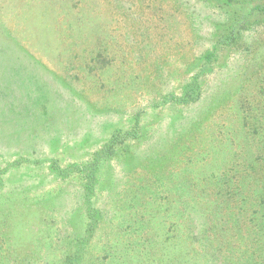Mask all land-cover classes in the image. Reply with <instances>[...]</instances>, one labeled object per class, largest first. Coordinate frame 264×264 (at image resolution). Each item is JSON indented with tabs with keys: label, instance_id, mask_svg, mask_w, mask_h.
I'll use <instances>...</instances> for the list:
<instances>
[{
	"label": "rangeland",
	"instance_id": "374dc122",
	"mask_svg": "<svg viewBox=\"0 0 264 264\" xmlns=\"http://www.w3.org/2000/svg\"><path fill=\"white\" fill-rule=\"evenodd\" d=\"M246 1L0 0V264H42L36 247L58 242L54 229L70 227L65 217L79 201L83 180L71 167L93 163L114 139L98 164L95 204L104 213L144 196V184L147 198L167 195L171 175L196 179L181 173L190 169L201 183L210 180L199 189L211 200L232 192L243 208L256 202L261 240L243 241L241 257L235 252L231 262L227 254L223 264H264V207L253 194L264 186V15L256 13L241 40L217 50L201 72ZM198 73L200 98L175 100ZM179 119L191 121L187 138L169 124ZM137 120L139 136H126ZM54 163L68 174L59 177ZM246 167L247 179L234 177ZM115 220L100 224L94 255ZM226 224L237 238L236 222ZM190 240L179 243L187 258L171 250L156 257L204 264Z\"/></svg>",
	"mask_w": 264,
	"mask_h": 264
},
{
	"label": "trees",
	"instance_id": "16d2710c",
	"mask_svg": "<svg viewBox=\"0 0 264 264\" xmlns=\"http://www.w3.org/2000/svg\"><path fill=\"white\" fill-rule=\"evenodd\" d=\"M245 3L244 5L241 4L237 9V13L230 17L226 32L215 42L211 55L208 54L206 57L207 59L211 58L203 62L201 72L207 70L212 58L217 56V50L225 46H231L241 40L242 31L246 28L245 25L256 13L261 16L264 15V0H250ZM199 75L200 73L186 84L179 98H174V95L170 97L186 103L194 102L200 98ZM181 121L179 119L177 122L169 124L176 126H172V128L174 131L178 130L177 135H181L180 138H187V126L191 124V121L182 122L180 125L179 122ZM135 124L134 131L128 132L126 136H139V120ZM114 143L115 139L108 144L105 150L98 152L93 163L71 167L70 171L74 172L73 169H75L80 173L83 180L82 190L77 194V200L79 201L75 207L76 209L71 213L69 212L70 215L68 214L65 217L69 216L67 223L70 224V229L64 225H61L63 226L61 228L56 227L54 229V233L59 232L60 235L57 238L58 242L39 243V249L36 247L39 251L38 254L41 256V260H38L42 261V264H101L100 255L105 259V264H173L169 262L170 260L167 261L166 258L156 256L160 251L166 254L168 250H171L170 253L187 258L182 255L184 249L179 248V243H183L181 242L183 236L190 237L191 240L186 244L187 247L195 252L199 259L204 260V264L207 262L210 264H223V262L230 259L229 254L232 256L231 262L236 259L235 252L238 253L239 258L241 257L239 246L242 248L243 241L261 240V231H257L256 220L253 219L251 214V208L254 212L257 211L255 208L256 202L251 203L250 201L249 207L247 209L243 208V202L237 205L236 200L232 197L233 193L228 192L224 194L225 197L223 198L225 199L217 203L216 199L211 200L209 195L203 194L204 192L199 189V186H208L210 180L201 183L198 180V174L190 169L187 172L186 168L181 173L186 176L188 173H193L196 179L180 178V180L177 175H171L172 192L168 191L167 195H155L153 189L157 188L154 187L155 179H152L154 183H152V194L154 193L155 196L152 195L151 198L145 196V192L151 189V185L146 186L147 184H144L140 190L145 198L144 196L141 197L139 193L128 196L121 200L118 205L115 203L117 208L121 205L120 209L115 210L112 217L111 215L108 216L96 206L95 200L99 198L96 195V189L101 184L98 175L99 160L101 161L104 158L103 156H106L107 152L113 148ZM253 166L255 167L256 163ZM53 167L56 171L58 170L57 175L61 178L68 174L67 169L59 170L55 163ZM244 173L245 177L243 176ZM243 174L236 172L234 177L240 176L241 181L247 179L246 177L250 176L247 167L244 169ZM160 180L161 176L157 181ZM231 181L228 182L232 184ZM252 181L254 182L251 185ZM248 182L249 186L256 187L258 180L251 178ZM161 184L160 182V186H162ZM3 185L4 180L0 175V188ZM164 186L165 184L162 188ZM253 194L256 198H261L260 206L264 207V186L255 188ZM229 200H232V202H229ZM213 203L214 205H212ZM257 205L259 204L257 203ZM65 214L66 212L61 217H64ZM114 218L120 220H115L116 223L110 226L109 232L105 235L107 240L101 241L102 246L95 247L96 258L92 251V247L96 244L93 243V239L96 238L99 241L102 235L100 224L108 221L112 222ZM229 219L236 222L233 234H236L237 238H233V235L230 237L231 233L226 224ZM245 224L248 228L246 233ZM156 236L161 239L158 243H156ZM235 244L238 246H235ZM198 251L200 252L197 253ZM86 255H89L93 260L87 261L85 259Z\"/></svg>",
	"mask_w": 264,
	"mask_h": 264
}]
</instances>
